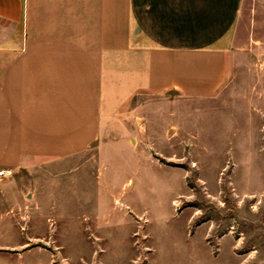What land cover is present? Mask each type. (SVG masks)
<instances>
[{
  "label": "crops",
  "instance_id": "crops-1",
  "mask_svg": "<svg viewBox=\"0 0 264 264\" xmlns=\"http://www.w3.org/2000/svg\"><path fill=\"white\" fill-rule=\"evenodd\" d=\"M244 2L0 0V170L12 172L0 183L1 217L19 227L27 208H41V192L12 190L15 175L38 165L57 171L54 178L87 183L97 168L103 180V171L122 156L120 172L156 174L147 182L139 176L149 193L160 178L178 182L175 195L181 196L184 175L159 165L139 140L146 133V146L176 150L179 139L167 133L187 132L188 110L223 100ZM143 97L171 103L164 113L150 106L146 128L136 104ZM165 115L177 125H163L160 146L153 118ZM132 179L122 186L107 182L96 208L81 200L71 228L121 230L119 216L128 211L148 218V207L126 190ZM54 208L61 220L65 210Z\"/></svg>",
  "mask_w": 264,
  "mask_h": 264
},
{
  "label": "rangeland",
  "instance_id": "rangeland-1",
  "mask_svg": "<svg viewBox=\"0 0 264 264\" xmlns=\"http://www.w3.org/2000/svg\"><path fill=\"white\" fill-rule=\"evenodd\" d=\"M235 53L223 100L192 106L183 124L187 132L167 133L179 139L176 150L146 146V133L139 140L159 165L184 175L181 196L175 195L178 182L158 177L152 182L157 193H149L139 176L147 182L156 174L120 172L122 156L103 171V180L97 168L87 183L54 178L58 173L49 165L30 167L14 176L19 182L12 190L41 192V208H27L19 227L0 215V251H11L0 253V264H264V0H245ZM152 100L136 101L143 126L150 106L160 113L171 107ZM153 119L156 142L164 146L162 127L177 122L166 115ZM130 178L126 190L148 207V218L128 211L119 216L126 226L121 230L71 228L81 200L96 208L107 182L122 186ZM55 206L65 210L61 220Z\"/></svg>",
  "mask_w": 264,
  "mask_h": 264
},
{
  "label": "built area",
  "instance_id": "built-area-1",
  "mask_svg": "<svg viewBox=\"0 0 264 264\" xmlns=\"http://www.w3.org/2000/svg\"><path fill=\"white\" fill-rule=\"evenodd\" d=\"M10 176H12V172H8V171H5V170H0V183H1L4 179H6V178H8V177H10Z\"/></svg>",
  "mask_w": 264,
  "mask_h": 264
}]
</instances>
